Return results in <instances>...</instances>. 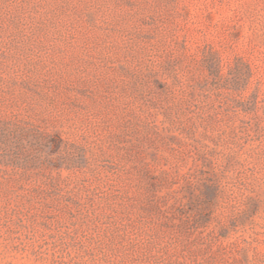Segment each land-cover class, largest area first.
Masks as SVG:
<instances>
[{
	"label": "rangeland",
	"instance_id": "374dc122",
	"mask_svg": "<svg viewBox=\"0 0 264 264\" xmlns=\"http://www.w3.org/2000/svg\"><path fill=\"white\" fill-rule=\"evenodd\" d=\"M0 264H264V0H0Z\"/></svg>",
	"mask_w": 264,
	"mask_h": 264
}]
</instances>
